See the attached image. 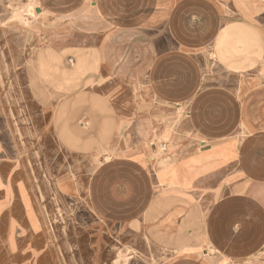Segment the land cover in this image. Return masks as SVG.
Segmentation results:
<instances>
[{"label": "crops", "instance_id": "crops-1", "mask_svg": "<svg viewBox=\"0 0 264 264\" xmlns=\"http://www.w3.org/2000/svg\"><path fill=\"white\" fill-rule=\"evenodd\" d=\"M27 1L40 8L44 0ZM77 1L69 8V0H60V14H77V45L93 48L92 100L100 105L91 109L108 112L109 126L143 128L141 144L163 138L172 147L164 155H150L144 145L109 148L108 161L94 173L110 181L93 184V208L103 213L96 200L107 187L114 207L108 217L129 224L149 215L159 188L160 235L176 238L181 228L202 222L195 247L178 250L169 264H264V0ZM50 12L41 27H48ZM160 30L168 34V49L160 45ZM70 62L66 74L78 81L85 59ZM0 102V264H34L51 253V235L38 229V189L24 161L35 141ZM168 109L182 115L179 133L152 137L147 128L160 127V111ZM98 121L92 125L104 126ZM230 143L233 151L226 149ZM151 157L157 161L151 164ZM156 169H166L170 180L157 182ZM50 191L40 186L45 202ZM198 246L203 262L197 252L177 257Z\"/></svg>", "mask_w": 264, "mask_h": 264}, {"label": "rangeland", "instance_id": "rangeland-1", "mask_svg": "<svg viewBox=\"0 0 264 264\" xmlns=\"http://www.w3.org/2000/svg\"><path fill=\"white\" fill-rule=\"evenodd\" d=\"M59 2L44 0L40 8H32L27 0H0V101L8 107L9 117L22 126V135L35 141L30 144L34 152L24 153V161L30 182L38 189L37 199L41 205L38 209L43 214L42 222H37L38 229H46L51 235V253L42 254L34 264H169L178 250L195 247L202 222L181 228L176 238L160 235L155 227L159 188L154 189L149 215L129 224L111 221L108 217L114 207L107 187L100 189L96 200L103 213L92 206L93 184L110 181L95 174L99 162L108 161L109 148L125 150L144 145L150 155L155 150L164 155L171 145L163 138L141 144L143 128L126 123L125 126H109V117H104L108 112L95 114L91 109L94 104L100 105L92 100L94 76L98 74V68L92 65L93 48L77 45L80 29L77 14L61 16ZM78 3L69 0L67 6L75 8ZM45 10L53 12H50L53 18L47 22V28L41 27L47 16ZM162 33H165V41L160 45L168 49V34ZM48 52L53 59L48 58ZM77 57L85 59L86 66L78 81L74 74H66L73 67L70 60L75 61ZM41 64H46L48 70L43 72ZM67 81L71 84L62 91L60 87ZM0 115H4L1 102ZM181 117L179 111H160V127L147 129L151 130L152 137H160L165 131L176 135ZM99 118L104 126L92 125L99 122ZM234 146L230 143L226 149L233 151ZM150 161L152 164L157 160L151 157ZM159 170H154L159 177L157 182L170 180L171 174L166 169L162 174ZM25 177L28 182V176ZM122 183L129 184L126 179ZM42 184L51 187L47 202L40 193ZM198 209L203 212L204 206ZM193 252H197L195 257L203 262L205 254L201 246L177 257L192 256Z\"/></svg>", "mask_w": 264, "mask_h": 264}, {"label": "bare ground", "instance_id": "bare-ground-1", "mask_svg": "<svg viewBox=\"0 0 264 264\" xmlns=\"http://www.w3.org/2000/svg\"><path fill=\"white\" fill-rule=\"evenodd\" d=\"M34 3V2H33ZM19 12V11H18ZM14 14V13H13ZM23 22V21H22ZM25 22V21H24ZM122 260V259H121ZM123 261V260H122ZM118 262V261H117Z\"/></svg>", "mask_w": 264, "mask_h": 264}, {"label": "water", "instance_id": "water-1", "mask_svg": "<svg viewBox=\"0 0 264 264\" xmlns=\"http://www.w3.org/2000/svg\"><path fill=\"white\" fill-rule=\"evenodd\" d=\"M38 11V10H37Z\"/></svg>", "mask_w": 264, "mask_h": 264}]
</instances>
